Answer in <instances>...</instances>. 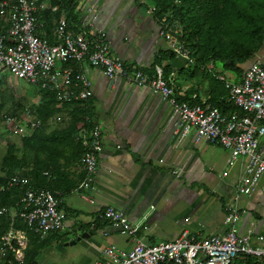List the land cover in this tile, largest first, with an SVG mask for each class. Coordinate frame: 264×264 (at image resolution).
Returning <instances> with one entry per match:
<instances>
[{"label":"crops","instance_id":"crops-1","mask_svg":"<svg viewBox=\"0 0 264 264\" xmlns=\"http://www.w3.org/2000/svg\"><path fill=\"white\" fill-rule=\"evenodd\" d=\"M148 5L151 4L140 0H76L80 30L86 29L87 20L91 21L104 32L111 52L126 65L148 72L153 67L168 65L166 77L178 94L196 95L200 101L221 90L215 84L218 75L239 81L250 61L264 63L263 43L239 71L218 70L212 73L213 80L198 75L189 77L183 70L186 59L169 57L166 43L158 34L160 26L147 10ZM160 53L163 58L153 65V58ZM79 65L90 80L91 95L87 99L92 106L91 119L101 126L93 188L86 191L79 186L83 166L80 159L71 157L64 160L62 172L53 177L49 187L55 193L61 192L58 202L65 213V224L60 231L66 226L78 227L85 233L79 237L99 255L90 264L100 258V250L106 243L123 249L131 244L128 236L120 234L106 219L97 217L98 211L108 204L138 224L135 236L145 242H155L161 236L175 237L183 229L184 212L177 213L181 205L187 208L190 231L200 235L223 231L222 217L230 204L242 212L238 221L240 231L253 220L255 233H264V192L256 190L234 197L239 165L228 167L227 173L222 174L226 168V148L216 142L194 143L192 133L180 145H174L171 133L176 117L158 94L126 83L121 77H107L86 61ZM58 120L64 124L62 116ZM54 121L57 120L52 117L48 128L57 125ZM258 144L264 147V132L258 137ZM84 192L92 197L91 201L81 196ZM80 212L91 217L77 222ZM57 242L60 241L53 243ZM37 259L40 264H48L44 253L40 252Z\"/></svg>","mask_w":264,"mask_h":264},{"label":"built area","instance_id":"built-area-1","mask_svg":"<svg viewBox=\"0 0 264 264\" xmlns=\"http://www.w3.org/2000/svg\"><path fill=\"white\" fill-rule=\"evenodd\" d=\"M140 1L145 3V0ZM46 8L55 10V6L46 0H0V67L29 84L51 90L59 101L83 100L91 95L90 80L79 65L82 61L99 68L107 77H121L126 83L146 87L158 94L176 117L171 133L174 145H180L189 133H192L194 143L220 144L227 149L226 168L222 174L227 173L228 167L239 165L234 197L256 190L264 192V147L258 144V137L264 132V63H249L239 81L217 76L227 89L228 98L243 111L242 114L221 112L205 100L189 104L177 99L178 92L172 81L161 75L159 67H154L150 73L141 67L126 65L122 58L111 52L104 32L91 21H86V29L69 32L60 16L53 29L57 41L48 42L39 37L35 31L40 22L35 13ZM152 8V5L147 6L148 11ZM158 34L174 56L192 60L188 48L177 39L175 29L159 28ZM0 118L3 125L17 135L26 134L39 125V120L27 115L21 121L0 112ZM79 137L83 147L79 157L83 166L79 186L87 191L93 188L97 154L101 148L100 124L93 121L88 128L81 127ZM8 184H17L22 189L20 208L1 205L0 215L8 213L9 219L15 215L20 217L40 237L64 227L65 213L50 190L28 186V178L21 172L12 174ZM81 196L92 200L86 192ZM241 215V210L230 204L225 207L222 217L223 231L200 235L183 228L172 239L145 242L135 236L138 224L130 222L119 209L108 204L98 211L97 217L106 219L120 234L128 236L131 244L123 249L114 243H106L100 250V258L92 264H158L166 261L233 264L236 257L244 255L253 256L264 264V233H255L253 220L240 231ZM26 243L25 231L13 226L2 231L0 264H24L21 261Z\"/></svg>","mask_w":264,"mask_h":264},{"label":"trees","instance_id":"trees-1","mask_svg":"<svg viewBox=\"0 0 264 264\" xmlns=\"http://www.w3.org/2000/svg\"><path fill=\"white\" fill-rule=\"evenodd\" d=\"M54 5L35 13L40 25L36 34L48 42H56L54 34L56 21L62 16L65 20V30L77 32L82 28L76 0H46ZM153 8L151 14L162 29H175V35L189 50L192 60L187 61L183 70L189 77L198 75L208 77L218 70L239 71L241 66L250 59L252 53L264 43V0H145ZM2 19L0 16V25ZM52 33L50 36L46 35ZM168 55L173 52L168 49ZM162 54L153 58L152 64H158ZM211 63L208 69L206 64ZM69 64L63 62V65ZM217 67H219L217 69ZM168 65L161 67V75L167 78ZM154 67L151 69L153 72ZM150 71V73H152ZM3 77H0V112L13 115L23 121L25 115L39 120V125L23 135H16L15 140L8 141L0 154V206L11 205L16 210L20 208L22 189L17 184H8L12 174L23 173L28 178V186H42L50 190L49 184L53 177L59 176L64 167V160L71 157L79 159L83 147L78 130L88 128L91 119L92 106L90 101L83 100L59 101L55 94L47 88L33 87L28 91L32 97L25 102L24 98L13 94L6 88ZM220 91L215 96L205 100L215 105L221 112L241 111L228 98L227 89L221 80L215 83ZM24 100V102L22 100ZM177 99L190 103L201 102L196 95L177 94ZM62 116L63 123L48 128L49 120ZM5 132L0 131V137ZM12 133V132H11ZM47 174V175H46ZM71 186V185H70ZM72 187V186H71ZM70 187L66 188L68 190ZM58 207L59 202H58ZM9 226L21 229L27 234L22 263L40 264L38 254L46 246L60 241V230L39 236L33 232L18 216L9 219L8 213L0 215V233ZM158 264H175L170 261ZM233 264H262L249 255L236 257Z\"/></svg>","mask_w":264,"mask_h":264},{"label":"rangeland","instance_id":"rangeland-1","mask_svg":"<svg viewBox=\"0 0 264 264\" xmlns=\"http://www.w3.org/2000/svg\"><path fill=\"white\" fill-rule=\"evenodd\" d=\"M2 76L5 77L4 84L6 88L11 90L13 94L17 95V97L19 96L23 97L25 102H28L29 98L30 100H32V97L28 95V91H30L33 87H35L34 85L14 77L12 74L7 72V70L4 67H0V77ZM24 100L22 101L24 102ZM55 119L57 121L54 122L57 123V125H59V122L61 120H58V118ZM0 131L5 132L0 137V154H1L3 152L5 144L10 140H15L17 134L13 132L11 133V131H9L6 128V126L3 125L1 118H0ZM186 211L187 208L184 205H181L178 208L177 213L184 212L182 214L181 221L187 224V226L184 224L182 225V228L187 227V229L190 230V226L188 225L190 224V218H189V214H187ZM86 216L90 218L91 214L89 213L84 214L83 212L78 213L76 217L77 222H79L80 219H85ZM71 218L73 219V217ZM60 233H61L60 242H62V244L60 242L52 243L51 245L46 246L41 251V254L44 253L45 259L47 260L48 264H90L92 258H97L99 256L92 250V248L88 245V243L83 240L84 238L82 237H79L78 239L72 238V237H77L79 236V234H81V231L78 227L66 226L62 231H60ZM173 237L161 236L155 239V242L159 240H169L172 239ZM70 240H74V241L70 243L69 242Z\"/></svg>","mask_w":264,"mask_h":264},{"label":"water","instance_id":"water-1","mask_svg":"<svg viewBox=\"0 0 264 264\" xmlns=\"http://www.w3.org/2000/svg\"><path fill=\"white\" fill-rule=\"evenodd\" d=\"M251 62H253V61H250V63H251ZM81 234L84 235L85 233L83 232V233H81ZM78 238H79V236L76 237V239H78ZM73 241H74V240H70L69 242L72 243Z\"/></svg>","mask_w":264,"mask_h":264}]
</instances>
